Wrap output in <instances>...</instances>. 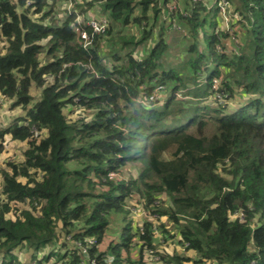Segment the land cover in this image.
Here are the masks:
<instances>
[{
    "label": "trees",
    "instance_id": "1",
    "mask_svg": "<svg viewBox=\"0 0 264 264\" xmlns=\"http://www.w3.org/2000/svg\"><path fill=\"white\" fill-rule=\"evenodd\" d=\"M212 1L178 0L173 67L154 0H0V107L21 110L0 155L25 143L0 169V264H264V0H227L231 32Z\"/></svg>",
    "mask_w": 264,
    "mask_h": 264
},
{
    "label": "rangeland",
    "instance_id": "2",
    "mask_svg": "<svg viewBox=\"0 0 264 264\" xmlns=\"http://www.w3.org/2000/svg\"><path fill=\"white\" fill-rule=\"evenodd\" d=\"M218 16L220 17V15H218ZM218 16H217V19H219ZM159 21L162 22L161 15L159 17ZM174 23L177 24V21H175ZM207 30L210 31V28H207ZM127 32H132L134 36H137V34H138V31L136 28H131L129 30L125 29L124 33H127ZM182 33H183V31H182L181 27H179V30H174L173 27H171V30H169V32L167 33V35H168L167 36V43L170 46V49H168L167 53L165 54V55L168 54V57H167L168 60L167 61H170L173 58L178 59V60L172 61L171 66H173V67H176V66L181 67V62L179 60L185 59L184 58L185 41L183 38H181ZM0 47H3L1 41H0ZM104 48L107 49L106 44H104ZM135 55L138 56V55H140V53L136 52ZM33 93L35 95H37L38 92H37V90H33ZM178 94H180V93H178ZM229 103L231 104L233 102L229 101ZM19 113H21V110L19 108L11 109L8 107L7 102L2 103L1 107H0V125H3V126L6 125L9 118L16 117L17 115H19ZM72 115H73V117H75L76 112H73ZM3 143H4L3 144L4 149L0 155V169L5 168V166H6L5 164L7 161L20 159L21 158V151L25 145L24 142H16V141L9 139L8 137L5 138V141ZM125 172L127 174L128 173L134 174L136 172V168L133 165H129L126 168ZM135 215L137 216L138 214H135ZM119 216H120V214H118V213L113 214V217H115V220L111 221V224L109 226V231L107 232V234L105 236V238H106L105 240H109V238L117 235L118 230L120 229V225L123 224L122 221H119V218H120ZM171 231H172V229H171ZM160 245H161L160 250L167 251L169 253H171L173 251H177L179 253H182L181 252L182 251L181 249H183L182 246H179L178 244H174L173 242H171V240H167L166 242H162ZM187 254L189 256L195 258V254L192 251H188ZM16 255H17L18 260L20 262H23V261L25 262L28 260V253H26L24 250H21V249L18 250ZM191 262H187L186 264H193ZM150 264H158V263L150 262ZM203 264H215V263L208 261V262H205Z\"/></svg>",
    "mask_w": 264,
    "mask_h": 264
},
{
    "label": "built area",
    "instance_id": "3",
    "mask_svg": "<svg viewBox=\"0 0 264 264\" xmlns=\"http://www.w3.org/2000/svg\"><path fill=\"white\" fill-rule=\"evenodd\" d=\"M154 1L156 2V7L159 10V15H161L162 21H164L167 24H171V27H173L174 30H179L180 26L178 23L177 24L174 23L175 20L173 18L171 19V14L177 12V13H181L182 16H187V13L185 12V10L181 9V5L179 4L178 0H167L165 2L163 0H154ZM216 1L217 0H213L212 2L206 4V8L208 9L214 3H217L218 6L220 7V12L223 17L222 19L223 27L229 32L233 31L232 27L230 26V23L241 21V16L236 11L232 10L230 2H228L227 0H220L219 2ZM72 6H73V0H66L65 9L67 10L68 13L71 11ZM74 22L77 25L83 22L86 27H89L92 30V32H96V33L104 31L106 27L105 18H95L92 15L83 19L82 16L76 14L74 18ZM77 34H78V38L82 40L83 47H86L87 45L90 44L91 42L90 35L85 30L79 29V31H77ZM217 48L219 49V47ZM160 89H161L160 87L154 88L152 90L151 95L149 96V99H154L157 92H159ZM222 98L223 96L219 94L215 96V99H217L219 102L222 100ZM90 241L92 240H89V242ZM150 253H152V251H150ZM104 260L106 262L108 259L104 258Z\"/></svg>",
    "mask_w": 264,
    "mask_h": 264
}]
</instances>
